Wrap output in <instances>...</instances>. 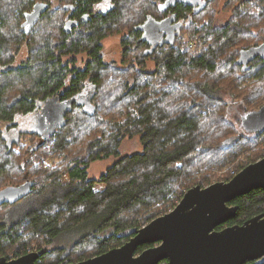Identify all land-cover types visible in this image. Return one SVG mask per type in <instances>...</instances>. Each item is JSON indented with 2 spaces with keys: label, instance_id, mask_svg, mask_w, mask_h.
Masks as SVG:
<instances>
[{
  "label": "trees",
  "instance_id": "1",
  "mask_svg": "<svg viewBox=\"0 0 264 264\" xmlns=\"http://www.w3.org/2000/svg\"><path fill=\"white\" fill-rule=\"evenodd\" d=\"M39 1L49 6L29 33L24 29V34H20L28 41L29 49L21 67L9 66L15 59L13 51L21 44L12 43L14 36L0 34V158L6 156L0 160V176L10 179L13 172L14 177L21 179L8 185L0 181V195L25 188L20 197H0V209L5 210L0 218V254L5 255L8 250L9 257L12 251L13 255L20 254V250L26 252L33 246L29 245L31 238L45 245L63 239L70 240V245L79 251L67 254L68 247H60L52 252L59 260L76 261L121 245L131 237V229L141 228L170 209L190 187L187 182L192 178L191 167L199 156L203 159L200 166L209 162V170L196 182L202 186L210 183V170L217 160L211 152L220 154L217 157L222 160L243 136L221 117L223 102L215 96V88L205 83H188L179 73L186 68L207 73L221 69L222 74L239 68L243 72L242 63L237 61L245 51L244 59L250 61L247 72L256 68L261 74L264 22L260 15L252 16L241 26V33L236 24L217 30L204 26L200 21L203 13L207 15L216 0H205L206 5L197 13L187 0H110L108 11L99 14L90 9L98 0H61L60 20L56 24L50 13L56 9H49L53 3ZM72 1L78 5L79 14L90 12L91 18L66 29L67 9L63 4ZM23 2L25 6L32 4L31 0ZM252 2L264 11V0ZM18 18L22 19V12ZM122 23L129 27L124 40V64L135 56L131 68L134 73L120 68L126 77L109 80L115 66L103 56L101 41ZM242 33L249 41L244 47H237L234 42ZM209 36H213L214 43L207 47ZM191 43L194 50L189 48ZM229 44L232 50L224 63L227 65L220 67L215 56L225 52ZM79 54L86 57L79 60ZM149 62L155 64L154 70H147ZM110 84L120 85L114 87L121 93L106 91ZM258 89L259 95H264L263 86L255 91ZM154 91L159 96L150 93ZM169 93L182 95L180 104L187 107L175 116L158 103ZM198 93L208 101L220 103L214 117L217 116L222 133L214 139L208 133L199 135L201 120L195 111L200 106L195 98ZM103 101H109L105 107ZM114 108L121 109L120 119L109 121L105 115L113 116ZM26 122L32 125L30 130L17 132ZM33 123L44 130L33 128ZM139 133L143 150L121 156V141ZM24 137L31 138L29 145ZM71 145L73 151L79 152L72 154ZM56 154L51 163L44 157L53 158ZM111 156L118 160L99 178H90L88 169L92 162ZM61 158L64 169L58 164ZM231 204L238 205L237 215L217 229L243 223L264 211V189H255ZM27 231L32 233L27 235ZM145 246L139 247L138 252ZM88 249L90 253H86Z\"/></svg>",
  "mask_w": 264,
  "mask_h": 264
},
{
  "label": "rangeland",
  "instance_id": "2",
  "mask_svg": "<svg viewBox=\"0 0 264 264\" xmlns=\"http://www.w3.org/2000/svg\"><path fill=\"white\" fill-rule=\"evenodd\" d=\"M23 1L24 0H3V4L2 6H0V29H1L0 34L4 33L5 34L4 36L7 37L14 36L13 42L12 41L11 42L14 44H21L16 52L13 51L14 53H16L15 59L9 65L13 68L21 67L23 64H25L29 51L28 41L24 38V36L20 35V34H24L22 31L24 30V28H22L21 26L23 19L18 18V16H19V12L31 10L32 7L30 8V6L32 4L25 6V3ZM31 1L33 3L39 0H31ZM252 1L253 0H216L211 6L212 8L211 11H209L207 15L203 13L202 19L200 20L202 21L201 24H203L204 26L211 25L216 30L219 29L221 26L232 27L234 24H236L239 27L238 30H241L237 32L241 33L243 31L242 30L243 28H241V26L244 27L246 23L251 21L252 16L260 15L261 17H263V22H264L263 8L261 6H258L256 3H253ZM240 15L241 16L243 15L244 19L240 20L241 17ZM127 29H129V27H125L124 23L120 24L119 26H115L114 29H111L110 31L107 32V34L101 41V44L103 45V56L107 59L109 64H113L115 66L113 70L110 71V76L108 77L109 80L117 76L126 77V75H124V71H122L120 68L123 69L129 68V72L134 73L133 71H131V68H132V64L135 62L132 57L135 56L129 58L131 61L130 63L124 64V60L126 59L124 40L126 34L129 33ZM234 29L237 28L234 27ZM262 30L264 32V23ZM18 36H21L20 40H18ZM240 36L241 37L234 42L235 43L234 45L237 47H244V44L249 41V38L247 37V35L244 34ZM212 43H214V38L213 36H209L208 41L205 42V46L209 47ZM189 48L194 50L195 45L191 43L189 44ZM224 50L225 52H221V53L219 52L215 56L216 62L218 63L220 62L219 63L220 67L227 65L224 63L225 61H227L231 53L232 44L227 45L224 48ZM85 57H86L85 55H80V54L78 55L79 60H82ZM154 69H155V64L153 62H149L147 70L151 71ZM257 71L258 69L256 68L251 69L249 72H247V70L242 72L241 69L239 68L238 69L235 68L234 70L233 68H231V71L228 74H222L223 72L221 69H218L216 73H207L205 70H201V69L186 68L185 71L182 72V74L179 73V77L184 79L188 83L210 84L211 87L215 88V96L218 98V100H222L223 102V104H220L217 102L218 100L208 101L200 93L197 94V96L195 97L197 99L196 103L200 106L195 108V111L196 114L199 116V119L201 120L200 129H199L200 136H203L208 133L209 137L214 139L222 133V131H220L221 129H220L219 120L217 119V116L214 117L215 111L218 110L219 104L221 105L223 110V114L221 117L225 119L228 126H230L233 130H236L237 134L239 133L240 136H243V139L240 140L236 146L232 147L231 149H228V152L224 155L222 160H219V158L217 157L220 154L216 152H211L212 155L216 156L215 158L217 160L213 165V169L210 170L211 171L210 183L203 184V187H206L218 181H229L248 164L258 161L264 157V131H262L263 133H261L258 137L255 136L254 137L255 139L253 138L254 140H252L251 137H253L256 132L253 133L246 131L241 123L243 116L248 111L259 109L264 105V95H259L258 91L260 89L255 91V89L261 86H263L264 89V80H263L264 71H262L261 74L260 73L257 74ZM244 72H246V74H244ZM114 86H120V85L110 84L109 88L106 89V91H110L111 93H114L116 95H118V93H121V90L115 88ZM150 93L153 94L154 96L158 94L155 93V91ZM179 99H183L182 95L181 96L179 95L178 97L177 93H169V94H165L163 98L159 99L158 103L163 109L166 110V112L169 113L170 116H175L176 114L183 111L180 110L182 107H185L180 104ZM108 102L109 101H103V106L105 107ZM111 107H114V105L111 104ZM186 108L187 107H185V109ZM113 111H114L113 116L105 115V118L108 119L109 121H115L117 120V118L120 119L119 113L121 109L119 111L118 109L114 108L112 112ZM121 115H125V114L121 112ZM17 120L19 121V118ZM30 126L32 127V125L29 122H26L24 127L21 126V128H17L16 131L19 132L21 130L23 131L30 130ZM5 128L3 129L5 130ZM6 135L10 137V133ZM18 135L19 134H17V137ZM23 140H25L26 145H29L31 143L30 137H24ZM72 146L74 145L70 146L72 154H75V152H79V151H73ZM47 147H50V144H48ZM143 147L144 145L141 140V134L139 133V134H135L133 137H125L121 141V144L119 146V151L121 156H123L135 152H140L143 150ZM44 157H47L51 163V161L57 158V154L53 158H50L46 155ZM4 159H6V156L2 155L0 160L3 161ZM62 159L63 158L59 159L58 164L60 165L61 169H64L63 165H61L60 163ZM117 160H118L117 156H111L106 159H99L92 162V164L88 169L89 177L99 178L104 172H106L107 168L112 166ZM202 161H203L202 157L199 156L195 160L193 166L191 167L193 169L191 173L192 178L187 182L188 185L190 186L189 188H191L194 185L200 184L197 183L196 181L201 178V175H203L204 171L209 170V162L207 164L200 166ZM9 174L10 173L7 171L6 172L7 177L9 176ZM9 178L10 179H6L5 176H0L1 184L4 185L17 184L21 181L19 176L14 177L13 172L12 174H10ZM4 179L6 180L4 181ZM187 190H184V193L181 192V194L182 193L183 194L182 195L180 194L181 197L175 202V204L171 205V208L165 211L164 213H162L161 215L173 210L177 206V204L181 201L182 197L184 196ZM7 191L8 192L5 194L12 192L14 193L15 196L19 195L17 189H10ZM5 194L3 193V195ZM4 215H5V210L0 209V218L3 217ZM146 224L147 223H145V225ZM25 233L29 235L32 233V231H27ZM28 241L30 243L29 245L38 246V247L39 246L42 247L43 245L45 246V243L40 242V240L37 238H31L28 239ZM40 243L43 244L40 245ZM60 247H68V250H66L67 254H69L70 251L73 253H77L79 251V249L76 246L72 247L70 245V240L65 241L63 239L60 241L53 242L49 247V249L52 252L53 250H59ZM16 250L19 251V249ZM7 251L8 250L5 251L6 256H7ZM13 252L14 251L10 253V256H12L15 253ZM90 252H91L90 249L86 251V253H90ZM1 255L3 254H0V256ZM162 264H166V263H162Z\"/></svg>",
  "mask_w": 264,
  "mask_h": 264
},
{
  "label": "water",
  "instance_id": "3",
  "mask_svg": "<svg viewBox=\"0 0 264 264\" xmlns=\"http://www.w3.org/2000/svg\"><path fill=\"white\" fill-rule=\"evenodd\" d=\"M205 5L206 1H201L199 10ZM41 6L39 12L48 7L45 4ZM37 20L38 17L32 22L27 21L25 30L29 31ZM245 53L237 61L242 63L243 71L249 69V61L244 59ZM41 122L44 124L43 120ZM241 123L246 131H264V105L248 111ZM33 128L44 130L38 123ZM15 189L19 194L16 197L25 192L24 186ZM255 189H264V157L248 164L229 181L214 182L206 187L201 184L192 186L173 210L141 228L131 229V238L123 245L67 264H158L164 259L169 264H245L253 260L263 264L264 211L243 223L217 229L237 215L238 205L231 202ZM8 195L15 197L12 192ZM4 196L6 194L1 193L2 199H8ZM159 242L160 245L146 248L135 255L139 246ZM43 252L44 249L12 260L1 256L0 264H36V259Z\"/></svg>",
  "mask_w": 264,
  "mask_h": 264
},
{
  "label": "flooded vegetation",
  "instance_id": "4",
  "mask_svg": "<svg viewBox=\"0 0 264 264\" xmlns=\"http://www.w3.org/2000/svg\"><path fill=\"white\" fill-rule=\"evenodd\" d=\"M53 4H52V8L50 7L49 9H56L54 10L53 12H50L52 13L51 15L53 16L54 18V22L57 24L60 20V5H61V0H50ZM201 1H205V0H195V1H190L188 0V3L193 7L194 9V12L196 11L199 12V8H200V3ZM200 2V3H199ZM42 4H45L46 6H49L48 3H44V2H41V1H35L32 3V5L30 6V8L32 7L31 10H26V11H23L22 12V28L26 29V25L25 23L27 21H30L32 22L36 17H38V20L39 18L41 19L43 17V15L45 14V10H42L41 12L38 11V8L39 7H42L41 5ZM111 4V1L110 0H98L94 6L91 9V12L92 10L94 9L95 12H97V14L101 13V12H106L108 11V6ZM63 8L67 9V13L65 14V19H64V28H69V29H72L76 26L79 25L80 23V20L82 19H90L91 18V15H90V12H87V13H81L79 14V8H78V5L72 1V2H68V3H65L63 4ZM199 10V11H198ZM29 18V20H28ZM38 20L36 22H38ZM30 31H26V33H29ZM25 33V34H26ZM249 64H250V61H249ZM131 238V237H130ZM129 238V239H130ZM128 239V240H129ZM127 240V241H128ZM126 242V241H125ZM124 242V243H125ZM124 243H122L121 245H123ZM161 243H155V244H144L146 245L145 247L142 248L141 251L138 252V248L141 247L139 246L137 249H136V253L135 255H139V253H141L143 250H145L146 248H150V247H155L157 245H160ZM119 245V246H121ZM51 245L49 246H42V247H38V246H32V247H29L26 252H22V250H20V254H17V255H12L10 257H7L6 255H1V256H6L8 258V260H12V259H16V258H19L21 256H24V255H27V254H30V253H36V252H39L41 251L42 249H44V252L42 254L39 255V257L36 259V264H67V263H77L78 261H81V260H85V259H88V258H85V259H81V260H76V261H72V260H69V259H64V258H61L60 260L55 257L54 253L51 252V250L49 249ZM118 247V246H116ZM114 248V247H113ZM112 249V248H111ZM110 250V249H109ZM106 252V251H105ZM104 253V252H103ZM102 254V253H100ZM99 255V254H97ZM0 256V257H1ZM96 256V255H95ZM55 257V258H54ZM93 257V256H92ZM90 258V257H89ZM164 260H167V259H164ZM162 261V260H161ZM160 261V262H161ZM168 261V260H167ZM253 261H257V260H253ZM159 262V263H160ZM249 262V261H248ZM158 263V264H159ZM161 264V263H160ZM168 264H169V261H168Z\"/></svg>",
  "mask_w": 264,
  "mask_h": 264
},
{
  "label": "built area",
  "instance_id": "5",
  "mask_svg": "<svg viewBox=\"0 0 264 264\" xmlns=\"http://www.w3.org/2000/svg\"><path fill=\"white\" fill-rule=\"evenodd\" d=\"M43 162L45 163V162H46V160L44 159V160H43Z\"/></svg>",
  "mask_w": 264,
  "mask_h": 264
}]
</instances>
